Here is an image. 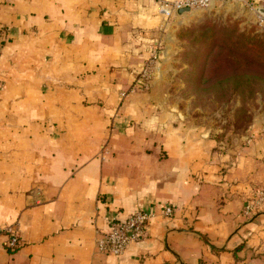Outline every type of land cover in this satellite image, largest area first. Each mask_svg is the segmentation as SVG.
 <instances>
[{"label": "crops", "instance_id": "crops-1", "mask_svg": "<svg viewBox=\"0 0 264 264\" xmlns=\"http://www.w3.org/2000/svg\"><path fill=\"white\" fill-rule=\"evenodd\" d=\"M161 15L156 0H0V264H264V209L244 211L264 138L225 148L157 84L131 90ZM149 207L145 238L98 250L107 218Z\"/></svg>", "mask_w": 264, "mask_h": 264}, {"label": "rangeland", "instance_id": "rangeland-1", "mask_svg": "<svg viewBox=\"0 0 264 264\" xmlns=\"http://www.w3.org/2000/svg\"><path fill=\"white\" fill-rule=\"evenodd\" d=\"M161 16L152 45L132 70L131 90L146 94L157 84L177 120L225 148L264 138V29L252 11L224 0ZM255 187L264 192L263 184ZM263 209L264 200L253 211Z\"/></svg>", "mask_w": 264, "mask_h": 264}, {"label": "built area", "instance_id": "built-area-1", "mask_svg": "<svg viewBox=\"0 0 264 264\" xmlns=\"http://www.w3.org/2000/svg\"><path fill=\"white\" fill-rule=\"evenodd\" d=\"M158 11L162 15H171L180 8L194 9L197 7H206L212 2L224 0H156ZM240 3L243 6L251 8L256 13V22L264 29V0H228ZM259 10H262L260 12ZM5 32V27L0 25V35ZM124 95V93H122ZM264 200V192L259 191V196L248 201L244 206V211L250 213L257 205ZM164 215L170 216L173 208L170 205L161 206ZM154 216V207L140 208L129 215L127 218L118 220L107 218V226L99 231L96 239L97 248L100 252L120 256L124 253L127 246L135 241H139L146 237L148 227ZM9 237L5 243L10 250L15 249L19 245V236L15 228L10 225L5 229Z\"/></svg>", "mask_w": 264, "mask_h": 264}, {"label": "water", "instance_id": "water-1", "mask_svg": "<svg viewBox=\"0 0 264 264\" xmlns=\"http://www.w3.org/2000/svg\"><path fill=\"white\" fill-rule=\"evenodd\" d=\"M186 11H189V8H180V9L177 10V12L180 13V14H182V13H184Z\"/></svg>", "mask_w": 264, "mask_h": 264}, {"label": "bare ground", "instance_id": "bare-ground-1", "mask_svg": "<svg viewBox=\"0 0 264 264\" xmlns=\"http://www.w3.org/2000/svg\"><path fill=\"white\" fill-rule=\"evenodd\" d=\"M190 11V10H189ZM189 11H186V12H189Z\"/></svg>", "mask_w": 264, "mask_h": 264}]
</instances>
